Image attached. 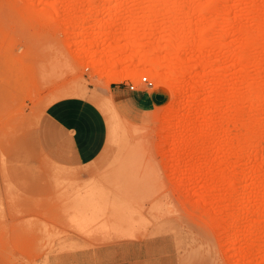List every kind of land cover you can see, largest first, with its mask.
Listing matches in <instances>:
<instances>
[{
	"label": "rangeland",
	"instance_id": "374dc122",
	"mask_svg": "<svg viewBox=\"0 0 264 264\" xmlns=\"http://www.w3.org/2000/svg\"><path fill=\"white\" fill-rule=\"evenodd\" d=\"M76 90L108 124L86 179L41 133ZM125 240L134 264H264V0H0V264Z\"/></svg>",
	"mask_w": 264,
	"mask_h": 264
},
{
	"label": "crops",
	"instance_id": "0c3cea01",
	"mask_svg": "<svg viewBox=\"0 0 264 264\" xmlns=\"http://www.w3.org/2000/svg\"><path fill=\"white\" fill-rule=\"evenodd\" d=\"M80 93L76 90L72 96L59 98L47 106L43 113L41 133L48 145L51 160L63 167L84 169L82 177L86 179L85 168L96 162L104 151L108 124L102 109L92 100L78 96ZM141 95V99L131 100L136 109L147 111L151 105H155L149 93L141 92ZM108 101H105V105ZM135 246L133 240L102 245L95 252L96 258L92 262L134 264ZM87 254H80L82 262H85Z\"/></svg>",
	"mask_w": 264,
	"mask_h": 264
},
{
	"label": "bare ground",
	"instance_id": "6f19581e",
	"mask_svg": "<svg viewBox=\"0 0 264 264\" xmlns=\"http://www.w3.org/2000/svg\"><path fill=\"white\" fill-rule=\"evenodd\" d=\"M60 49V48H59ZM58 49V50H59ZM58 50H54V51H58ZM52 51H53V49H52ZM51 52V51H50ZM64 52V51H63ZM62 53V50H61V52H60V54ZM52 54H53V52H52ZM55 54V53H54ZM50 55V54H49ZM58 55V54H57ZM47 56H48V54H47ZM46 56V57H47ZM61 56V55H60ZM55 57V56H54ZM57 57H59V55L57 56ZM56 58V57H55ZM63 58L64 59H60V57H59V59H56V60H54L55 61V65L56 66H53V65H51V63H53L52 61H50V68H42V66H41V68H42V77H43V79L45 80V81H47V82H49V81H53V80H55V81H57V78L59 77V79L62 77V75H63V71L64 70H62V67H65V66H69L70 64H69V61L67 60V58H68V56H67V58L66 57H64V55H63ZM69 59V58H68ZM44 60H46L45 58H44ZM42 61V60H41ZM47 62V61H46ZM42 63V62H41ZM43 63H44V61H43ZM45 64V63H44ZM43 64V65H44ZM46 65H48L47 63L45 64V66ZM44 67V66H43ZM48 67V66H47ZM55 67H58V69H56ZM171 68H172V70L174 71H176V69L178 68V66H171ZM40 69V68H39ZM65 69V68H64ZM66 70V69H65ZM110 75H112V76H116V74H115V72H114V70L113 69H111L109 72H108ZM183 74V73H182ZM61 76V77H60ZM57 77V78H56ZM165 78H166V82H169V84L168 85H170V86H172V82H175V80H179V78L176 76L175 77V75H173V74H167V75H165ZM54 81V82H55Z\"/></svg>",
	"mask_w": 264,
	"mask_h": 264
},
{
	"label": "built area",
	"instance_id": "2783aa9c",
	"mask_svg": "<svg viewBox=\"0 0 264 264\" xmlns=\"http://www.w3.org/2000/svg\"><path fill=\"white\" fill-rule=\"evenodd\" d=\"M143 81L146 82V84H148V85H150V86L153 85V82L150 81V80L148 79L147 76L143 77ZM130 89H131V90H136V89H137L136 84L131 83V84H130Z\"/></svg>",
	"mask_w": 264,
	"mask_h": 264
}]
</instances>
